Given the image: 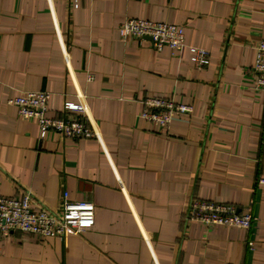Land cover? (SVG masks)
<instances>
[{
	"label": "crops",
	"instance_id": "1",
	"mask_svg": "<svg viewBox=\"0 0 264 264\" xmlns=\"http://www.w3.org/2000/svg\"><path fill=\"white\" fill-rule=\"evenodd\" d=\"M71 2L0 0V194L27 189L57 210L68 192L95 205V223L66 238L16 233L0 264H264V91L252 72L264 0ZM129 18L184 26L211 63L122 38ZM23 90L49 92L52 117L82 101L96 136L41 139L10 103ZM156 95L193 112L161 128L142 117ZM194 200L251 208L252 226L191 221Z\"/></svg>",
	"mask_w": 264,
	"mask_h": 264
},
{
	"label": "built area",
	"instance_id": "2",
	"mask_svg": "<svg viewBox=\"0 0 264 264\" xmlns=\"http://www.w3.org/2000/svg\"><path fill=\"white\" fill-rule=\"evenodd\" d=\"M71 1V7L78 9L83 0ZM119 32L124 39H149L158 52L168 51L179 58L188 52L189 61L197 70H203L211 63L207 49L186 43L184 26L129 18L119 26ZM252 72L253 89L257 92L264 91V38L255 46ZM93 78L92 74L88 75V80ZM49 100L50 93L47 91L23 90L13 97L10 103L15 106L20 118L38 126L41 139H45L50 132L68 140H85L96 136L87 121L80 117L87 116L82 101L66 100L65 115L52 117L48 109ZM143 103L145 111L142 117L161 128H167L173 121L183 120L193 112L191 105L175 102L173 98L163 95L145 98ZM259 183L264 185V178H260ZM95 217L96 208L92 202L72 201L68 192H64L57 210H50L38 203L32 192L27 189L23 190L20 196L9 197L0 194V241L8 240L16 233L39 240L80 235L95 223ZM188 217L189 220L199 222L207 228L228 226L245 231L251 228L254 220L251 208L239 213L233 204L207 200H194L190 204Z\"/></svg>",
	"mask_w": 264,
	"mask_h": 264
}]
</instances>
